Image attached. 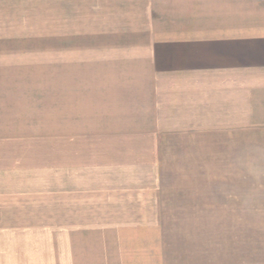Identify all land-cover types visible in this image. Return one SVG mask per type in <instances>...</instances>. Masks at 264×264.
Segmentation results:
<instances>
[{
	"label": "crops",
	"instance_id": "crops-1",
	"mask_svg": "<svg viewBox=\"0 0 264 264\" xmlns=\"http://www.w3.org/2000/svg\"><path fill=\"white\" fill-rule=\"evenodd\" d=\"M90 2L106 42L45 49L28 35L14 43L0 35V236L8 227L9 236L30 238H0V264H19L26 247L39 254V203L48 194L39 191V170L50 169L39 167V131L47 127L258 131L264 147V0ZM71 14L61 18L67 28ZM49 56L44 74L39 59Z\"/></svg>",
	"mask_w": 264,
	"mask_h": 264
},
{
	"label": "rangeland",
	"instance_id": "rangeland-1",
	"mask_svg": "<svg viewBox=\"0 0 264 264\" xmlns=\"http://www.w3.org/2000/svg\"><path fill=\"white\" fill-rule=\"evenodd\" d=\"M90 4L0 0V23L7 26L6 32L0 26V35L7 33L13 43L28 35L45 49L51 42H106L103 21ZM14 10L21 17L11 14ZM70 12L67 28L61 18ZM39 60V69L51 74V57ZM259 143L258 131H92L82 125L52 132L47 127L39 131V167L50 166L39 170V191L48 192L39 203V254L26 255V247L17 261L264 264ZM8 230L1 228L0 238L27 245L30 238L9 236Z\"/></svg>",
	"mask_w": 264,
	"mask_h": 264
}]
</instances>
